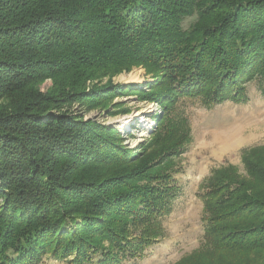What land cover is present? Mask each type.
Returning a JSON list of instances; mask_svg holds the SVG:
<instances>
[{
  "label": "trees",
  "instance_id": "trees-1",
  "mask_svg": "<svg viewBox=\"0 0 264 264\" xmlns=\"http://www.w3.org/2000/svg\"><path fill=\"white\" fill-rule=\"evenodd\" d=\"M134 68L154 81L128 90L161 108L142 154L114 125L50 117L38 90ZM252 81L264 95V0H0V264L140 257L180 195L193 138L178 104L245 103ZM242 163L200 185L204 242L178 264H264V146Z\"/></svg>",
  "mask_w": 264,
  "mask_h": 264
},
{
  "label": "rangeland",
  "instance_id": "rangeland-1",
  "mask_svg": "<svg viewBox=\"0 0 264 264\" xmlns=\"http://www.w3.org/2000/svg\"><path fill=\"white\" fill-rule=\"evenodd\" d=\"M196 20L197 16L187 18L184 29L187 30ZM63 81L66 82L64 87L61 85ZM153 81L152 75L144 69L134 68L113 77L100 75L91 78L83 74L81 79L72 75L69 79L47 80L38 90L44 97L55 99L56 105L48 113L50 117H66L83 124L114 125L126 138L125 148L142 154L151 141L150 134L155 126L153 117L161 112V108L159 104L143 101L127 87ZM100 90L103 95L100 99L94 95L84 99L82 95L78 96V93ZM247 95L245 103L226 102L211 108L202 106L197 99L180 101L178 114L188 120L193 138L186 154L176 160L180 172L175 179L180 195L173 212L164 219L165 238L145 249L140 257L124 264H178L200 250L205 228L200 185L221 166L234 165L245 175L242 152L264 146V95L258 82L247 85ZM225 131H237L239 143L224 148L226 139L222 134ZM216 137L223 138V142H216ZM40 264L66 262L46 257Z\"/></svg>",
  "mask_w": 264,
  "mask_h": 264
},
{
  "label": "bare ground",
  "instance_id": "bare-ground-1",
  "mask_svg": "<svg viewBox=\"0 0 264 264\" xmlns=\"http://www.w3.org/2000/svg\"><path fill=\"white\" fill-rule=\"evenodd\" d=\"M133 76V75H132ZM246 120V119H245ZM245 122V121H244ZM250 123V122H249ZM248 124V123H247ZM246 126H248V125H246ZM249 127V126H248ZM246 131V130H245ZM213 133V132H212ZM216 133V132H215ZM238 132L236 131L235 133H232V132H226L225 131V133L224 134H222V136H223V138H225L226 140L224 141V145H223V147L225 148H227V147H229V146H232L233 147V145H234V143H239L238 141L240 140H237V136H238V134H237ZM243 133H244V131H243ZM231 134V135H230ZM244 135V134H243ZM245 137V136H244ZM219 139V137H216L214 140H216V142H223V140L224 139ZM209 144V143H208ZM241 145V144H240ZM212 146V145H211ZM208 147V146H207ZM211 148V147H210ZM221 148H222V146H221Z\"/></svg>",
  "mask_w": 264,
  "mask_h": 264
}]
</instances>
